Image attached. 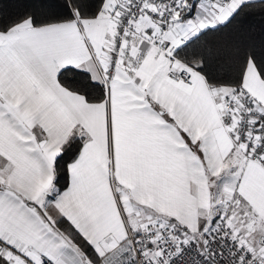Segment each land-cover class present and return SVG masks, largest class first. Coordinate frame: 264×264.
Here are the masks:
<instances>
[{"label": "snow or ice", "instance_id": "1", "mask_svg": "<svg viewBox=\"0 0 264 264\" xmlns=\"http://www.w3.org/2000/svg\"><path fill=\"white\" fill-rule=\"evenodd\" d=\"M0 7V264H264V0Z\"/></svg>", "mask_w": 264, "mask_h": 264}, {"label": "trees", "instance_id": "2", "mask_svg": "<svg viewBox=\"0 0 264 264\" xmlns=\"http://www.w3.org/2000/svg\"><path fill=\"white\" fill-rule=\"evenodd\" d=\"M10 2L11 0H0V7H2L5 12L11 13L14 9L10 7Z\"/></svg>", "mask_w": 264, "mask_h": 264}]
</instances>
